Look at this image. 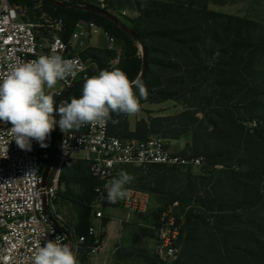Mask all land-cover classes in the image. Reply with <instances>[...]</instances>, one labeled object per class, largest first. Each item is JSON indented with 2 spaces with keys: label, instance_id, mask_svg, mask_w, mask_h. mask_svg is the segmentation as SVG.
Instances as JSON below:
<instances>
[{
  "label": "trees",
  "instance_id": "trees-1",
  "mask_svg": "<svg viewBox=\"0 0 264 264\" xmlns=\"http://www.w3.org/2000/svg\"><path fill=\"white\" fill-rule=\"evenodd\" d=\"M26 1L28 0H11L15 4ZM66 1L75 5H89L79 0ZM45 5L54 7L55 14L63 19L64 39L70 37L78 22L97 19L106 33L117 41L116 47L121 49V56H118L116 50L88 49L89 58L98 66V70L91 72L89 77L98 75L101 70H111L109 64L119 58L115 68L126 72L130 79L139 78L146 86L147 98L141 99V104L145 101L160 103L178 98L186 100L188 108L183 113L142 119L136 123L134 131H130L129 116L113 114L112 118L118 120V123L109 121L111 135L121 139L146 140L152 135L161 134L164 139L171 141L189 133L192 137L191 154H178L204 157L206 165L223 167L201 174H194L193 168L149 167V181L155 185L150 191L160 195L165 206L178 202L179 211L184 215V228L180 238L181 254L172 264H222L226 258L224 252H227L230 246L232 250L231 257L228 258L229 264H264V217L260 214L264 212V195L254 185L257 179L264 176V154L252 161H246L244 171L236 172L230 166L234 156L241 151L247 152L239 137H231V129L236 128L238 123L226 124L221 111H206L204 107L212 109L214 105L206 103L205 96L200 95L196 99V106L191 103L192 99L188 98L194 93L193 89L199 95V88L195 87L211 79L212 87L220 88L219 97L224 100L227 97L226 92L232 89L234 84L226 74H214L218 64H221L220 61L224 60L230 51L248 49L255 44L246 39H238L231 42L228 48L217 50L221 36L212 27L211 22L221 18V15L208 10L205 5L198 12L199 16L194 19L189 18V13L185 16L181 12L185 10L184 6H174L171 3H153L145 10L139 8L140 21L145 20L144 24L147 21L153 22L154 19L161 23L156 27L148 25L141 28L142 24L139 22L131 30L134 36L125 33L100 14L63 8L54 0H45ZM117 5L122 6V2ZM186 10L190 11V8L187 7ZM234 19L247 32H251L256 26L247 20ZM199 20L203 22H198ZM261 41L264 42V37H261ZM139 46L145 50L146 71L142 77L144 59ZM214 53L217 54L218 62L215 61L210 67L207 65V59ZM154 54H162L165 59H155ZM81 56L84 58V54ZM251 73L254 79L264 83V71L251 69ZM208 75H212L211 78H208ZM82 85H78L67 99L78 98ZM64 94L55 100L56 106ZM251 105V111L255 113L251 121L264 131V103L253 101ZM218 108H221V105ZM198 113L204 114L202 121L195 117ZM213 114H216V118L212 117ZM204 123L205 127L202 126ZM225 127L228 130H224ZM242 139L248 143L246 138ZM89 165V161L79 162L72 168L70 176L63 178L64 181L78 186L81 191L80 194L74 195L79 203L75 228L78 235L87 234L92 225L91 206L96 198V182L89 173ZM122 168L117 170L115 177ZM142 181L140 180V186L146 188ZM150 235L154 238L153 230ZM102 239H105L104 235ZM90 243L91 241L88 242ZM86 246L82 250L88 254Z\"/></svg>",
  "mask_w": 264,
  "mask_h": 264
},
{
  "label": "built area",
  "instance_id": "built-area-1",
  "mask_svg": "<svg viewBox=\"0 0 264 264\" xmlns=\"http://www.w3.org/2000/svg\"><path fill=\"white\" fill-rule=\"evenodd\" d=\"M79 1L105 10L108 0ZM24 17L21 5L0 0V73H7L9 66L17 61H30L40 55L60 54L72 59L77 63L76 75L60 81L61 89L49 93L55 100L60 99L73 85L89 78L91 68L81 56V50L91 39V34L99 29L94 22H78L66 40L62 18H50L36 24ZM108 40L109 49H113L115 39L108 36ZM10 127V124L0 122V264H32L31 258L37 247L43 246L46 239L54 240L56 235H62L63 242L73 246L77 259L89 241L91 243L86 246L89 255L101 251V226L92 224L87 234L78 235L74 227L65 224L55 213L60 171L69 160L83 157L90 163V175L102 182L95 188L96 198L91 206L95 220L100 222L107 199L106 185L115 178L119 168L165 166L196 169L205 164L204 157L173 152L169 141L157 135L146 140L111 135L109 122L105 126L85 125L70 133L60 130L58 144L55 129L54 137L52 132L45 141L47 147H41L33 140L31 150H22L14 140L11 141ZM50 163L51 170L44 181L43 172ZM127 192L125 199L109 204H117L131 214L146 215L150 207L149 194L131 188H127ZM179 208V203L174 202L151 220L155 252L163 261L176 259L181 250L184 215ZM53 228L54 234L51 233Z\"/></svg>",
  "mask_w": 264,
  "mask_h": 264
},
{
  "label": "rangeland",
  "instance_id": "rangeland-1",
  "mask_svg": "<svg viewBox=\"0 0 264 264\" xmlns=\"http://www.w3.org/2000/svg\"><path fill=\"white\" fill-rule=\"evenodd\" d=\"M54 1L57 4L65 2L70 3L66 0ZM118 2H122V6H118ZM159 2L171 3L174 6H184L185 10H181V12L184 13L185 16L189 13L190 19L199 16L198 12L203 5H205L208 10L220 14L221 18L211 22L212 27L216 29L221 36V41L216 47L217 50L219 48H228L231 42L238 39H246L252 44H255L248 49H241L235 52L230 51V54H228L224 60L220 61L221 64H218L219 66L214 74L224 73L230 77L234 84L233 88L226 92L227 97H225L224 100L219 97L220 88L212 87L213 81H211V79L195 87L199 88V95L197 92L195 93V90L192 88V92L194 93L188 96V98L192 99L191 103L194 105L196 104V99L199 98L200 95L205 96L207 99L206 103L214 105L212 109L210 107H204L206 111H221V113L224 114L226 124H231L230 122L238 123L236 128L233 127V129H231V137H239L241 144L244 145L243 148L247 152L242 153L241 151L240 154L234 156V160L230 166L236 172L244 171V164L246 161H252L264 154V131L251 121L255 116V113L251 111V108H253L251 103L253 101L264 103V83L254 79L251 73V69L264 71V45H259L260 43H264L261 41V37H264V0H108L104 11L113 15L120 25L125 26L129 30H133L139 22L142 24L140 25L141 28L148 25L156 27L161 21L154 19L153 22L147 21V23L144 24L145 20L140 21V12L138 10L139 8L145 10L150 8L153 3ZM16 4L22 6L25 14L24 19L36 24H42L44 20L50 18H61V16L55 14L54 7L52 8L49 5H45V0H28L26 3ZM81 5L79 4L76 6ZM187 7L190 8V11L186 10ZM105 18L108 19L107 17ZM234 18L247 20L248 22L256 24V26L251 32H247ZM108 20L113 22L110 19ZM89 22H94L99 29L91 34V39L87 41L86 46L81 50V54H84L83 59L88 62L91 68V73L96 72L98 66L94 60L89 58V48L116 50L118 56H121L122 51L120 48L116 47V40L114 48L109 49L108 36L110 35L106 33L99 20L91 19ZM198 22L203 21L199 20ZM117 26L121 28V26ZM139 50L142 52L141 46H139ZM216 55L217 54L214 53L211 57H208V66L211 67L214 64L217 58ZM153 57L155 59H165L162 54H154ZM118 62L119 58L111 61L109 64L110 69H114ZM211 76L212 75H208V78H211ZM82 86L78 91V98L82 93ZM60 89L61 84L58 82L53 89L47 91L50 93L53 90ZM141 105L142 108L138 114L129 116V119L131 117L132 123L133 120L137 123L142 119L148 120L150 118L180 114L188 108L186 100L183 98L165 100L160 103L145 101ZM219 105H221V108H218ZM197 106L199 107V105ZM195 117L200 121L205 118L203 113H198ZM212 117L216 118V114H213ZM202 126L205 127L206 124L204 123ZM224 130H228V128L226 129L225 127ZM159 136L163 137L161 134ZM243 137L247 139L248 143L243 142ZM191 144L192 137L189 133L178 140L169 141L170 149L179 154H191ZM84 161L87 160L83 159V157H78L69 160L63 165L59 175V194L54 200L56 215L59 216L65 224L74 228L77 226L79 210V203L74 198V195L80 194L81 191L78 186L64 181L63 178L65 176H70L72 168L79 162ZM222 168V166L210 167L206 165L205 159L203 167L196 168L193 172L194 174H201L204 171L209 172ZM121 170L126 171L134 177L133 181L126 185V188L140 190L149 194V211L144 216L131 214L121 206L109 204V201L106 199L103 209L104 217L100 222V220H95L93 211L91 210V224L101 226L103 230L100 234L101 241H103V235L106 237L108 233H112V231L116 234V241L114 242L109 238L106 239L103 249L94 256L87 254L85 250H81L78 258L79 264H172L178 257L174 260L166 261L159 259L155 252V236L152 238L150 235L152 232L150 229L152 217L158 214L160 210L168 209L169 206L164 205L160 195L150 191L155 185L149 181V167L125 166ZM93 180L96 182V187L102 185L101 181L94 178ZM140 180H143L142 184L146 188L140 186ZM254 185L260 193L264 195V176L257 179ZM260 214L264 217V212ZM111 225H114L113 230L110 227ZM231 250L230 246L227 252H224L226 258L225 262L222 264H229L230 261L228 258L231 257ZM180 254L181 250L179 252V255Z\"/></svg>",
  "mask_w": 264,
  "mask_h": 264
},
{
  "label": "clouds",
  "instance_id": "clouds-1",
  "mask_svg": "<svg viewBox=\"0 0 264 264\" xmlns=\"http://www.w3.org/2000/svg\"><path fill=\"white\" fill-rule=\"evenodd\" d=\"M76 69V61L50 54L26 62L17 61L9 66L7 73H0V122L11 125V141L20 149L31 150L33 140L47 147L45 141L57 124L61 132L70 133L89 124L118 123L113 114L134 116L141 111V99L147 98L146 86L139 78L130 79L119 68L101 70L98 75L87 78L79 98L64 100L57 107L54 96L47 90L74 77ZM133 179L121 170L106 185L107 200L116 203L125 199L126 185ZM54 232L53 228L51 233ZM63 239L62 235H56L54 240L46 239L35 250L32 264H79L73 246Z\"/></svg>",
  "mask_w": 264,
  "mask_h": 264
},
{
  "label": "water",
  "instance_id": "water-1",
  "mask_svg": "<svg viewBox=\"0 0 264 264\" xmlns=\"http://www.w3.org/2000/svg\"><path fill=\"white\" fill-rule=\"evenodd\" d=\"M59 5H60L61 7H63V8H65V7H69V8H74V9H81V10L91 11V12H94V13H96V14H100V15H102V16H105V17H107L108 19L112 20V21H113L114 23H116L117 25L121 26L122 30H123L125 33H127V34H129V35H131V36H134V35H133V32H132L131 30H129L128 28H126L125 26L120 25L119 22H118V20H117L113 15H111V14L108 13L107 11H104V10H102V9H100V8H97V7L92 6V5L76 6V5H74V4L67 3V2H65V3H59ZM141 49H142V54H143V59H144V60H143V63H144V65H143V70H142V73H141V77H142V76H144L145 71H146V64H145V58H144V57H145V50H144L143 47H141ZM80 84H83V82L77 83V84L73 85L71 88H69V89L66 91V93L64 94V96H63L61 102H63L64 100H66V99L68 98V96L71 94V92H72V91H73L78 85H80ZM56 119H57V121H58V120H59V117L57 116ZM55 129H56V136H57V138H56V142H57V144H58V142H59V133H60V128H59L58 124H57V126L55 127ZM50 170H51V163L47 165V167L45 168V170H44V172H43V179H44V181L47 180V178H48V176H49V173H50Z\"/></svg>",
  "mask_w": 264,
  "mask_h": 264
},
{
  "label": "crops",
  "instance_id": "crops-1",
  "mask_svg": "<svg viewBox=\"0 0 264 264\" xmlns=\"http://www.w3.org/2000/svg\"><path fill=\"white\" fill-rule=\"evenodd\" d=\"M129 121H130L129 122L130 123V131H134L135 130V126H136V121L133 120V123H132L131 117H130ZM110 227H111L112 230L114 229V225H111ZM108 238L112 239L115 242L116 241V234L113 231H112V233H108V235L102 241V249H103L105 240L108 239Z\"/></svg>",
  "mask_w": 264,
  "mask_h": 264
}]
</instances>
